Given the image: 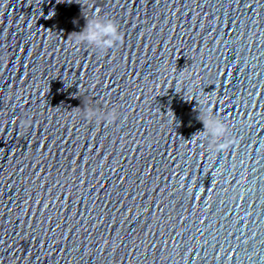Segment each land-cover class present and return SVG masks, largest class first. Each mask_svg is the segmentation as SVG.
<instances>
[{
  "label": "water",
  "instance_id": "1",
  "mask_svg": "<svg viewBox=\"0 0 264 264\" xmlns=\"http://www.w3.org/2000/svg\"><path fill=\"white\" fill-rule=\"evenodd\" d=\"M0 264H264V0H0Z\"/></svg>",
  "mask_w": 264,
  "mask_h": 264
},
{
  "label": "clouds",
  "instance_id": "2",
  "mask_svg": "<svg viewBox=\"0 0 264 264\" xmlns=\"http://www.w3.org/2000/svg\"><path fill=\"white\" fill-rule=\"evenodd\" d=\"M122 41V35L118 24L110 17L94 14L86 18L85 26L76 32V42L89 45L99 51H107L115 48ZM87 119H107L113 121L117 119V113L111 111L101 115L94 109H87L84 113ZM197 119L202 122V138L209 139V147L214 151H223L230 146L228 140V125L213 114L210 108L201 107L198 109Z\"/></svg>",
  "mask_w": 264,
  "mask_h": 264
}]
</instances>
